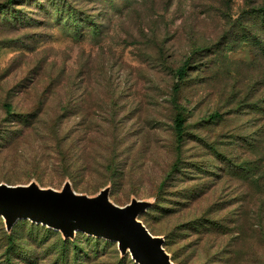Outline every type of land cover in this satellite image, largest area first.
I'll use <instances>...</instances> for the list:
<instances>
[{"label":"rangeland","instance_id":"374dc122","mask_svg":"<svg viewBox=\"0 0 264 264\" xmlns=\"http://www.w3.org/2000/svg\"><path fill=\"white\" fill-rule=\"evenodd\" d=\"M70 1L80 13L75 32L73 21L34 3L15 2L17 12L0 21V184L60 191L69 182L88 197L108 187L119 207L148 202L138 220L163 239L173 264L264 258L263 47L242 36L249 26L260 32L244 11L264 0ZM193 47L201 52L188 61ZM32 113L33 125L22 127ZM59 122L75 139L61 150L52 136ZM79 157L90 166L83 175L63 164ZM62 240L29 220L8 233L0 217V264H55ZM68 240L92 251L84 264L120 261L113 242L80 232Z\"/></svg>","mask_w":264,"mask_h":264},{"label":"water","instance_id":"95a60500","mask_svg":"<svg viewBox=\"0 0 264 264\" xmlns=\"http://www.w3.org/2000/svg\"><path fill=\"white\" fill-rule=\"evenodd\" d=\"M110 189L94 197L76 194L69 182L60 191L28 185L0 184V217L9 232L19 220H29L59 232L63 239L75 233L101 238L117 245L121 257L134 264H173L163 239L153 236L138 220L150 203L138 200L119 207L109 200Z\"/></svg>","mask_w":264,"mask_h":264},{"label":"trees","instance_id":"16d2710c","mask_svg":"<svg viewBox=\"0 0 264 264\" xmlns=\"http://www.w3.org/2000/svg\"><path fill=\"white\" fill-rule=\"evenodd\" d=\"M73 1H75V0H73ZM244 1H246V3L248 2V0H244ZM15 2H16V4H15ZM70 2H71L70 0H7L6 3L9 7L8 8L9 10L2 9L0 11V21L5 20L7 18L6 16H8V13H9L8 11H11L12 13L17 12L11 7V5L15 4V6H25L27 4L31 5L32 3H34L35 5H37V9L40 8V11H41V9L45 10V11H49L52 15H54L56 17L63 18L66 21H71V22L73 21L72 22L73 23L72 24V31L75 32L76 25H77V27L80 26V24H76V22H77L76 18H77V16H79L80 13L78 12L77 6L71 4ZM247 4H250V3H247ZM247 7H248L247 8L248 10L244 11L246 13V16H248L252 20L254 27L260 28V32H255L249 26V28H247L245 31H243L242 36L244 37L245 41H249L252 43L254 50L257 49L258 47H263V49L261 50V53H260V57H258V58L264 59V3L260 4L259 6L257 5V6L251 7L249 5ZM244 33H246V34H244ZM200 52H201V50H198L195 47H193L189 52L188 61L191 58L195 57ZM187 67H188V63L184 64L182 67L178 68L175 71L176 83L173 86V92L174 93L179 92L180 85L182 84L183 79L187 75ZM231 89H234L236 91L235 86H232ZM175 107H176V109L179 108V106H175ZM260 107L261 108H259V110L262 111V113H263L262 116H264V100L261 102ZM7 108H8V110L11 109V107H7ZM35 115H36V113L26 115L24 120H23L24 126L22 125V127H25V126L28 127L29 125H33L32 120L35 118ZM80 115H81V113L79 114V116ZM65 118H66V116L63 115V116H59V118H57V119L61 120V119H65ZM220 118H221V114L219 112H216L215 114H213V116H211V119H213V120H220ZM61 127H62V123L59 122L58 126L55 127L53 134H52L55 142L57 143L58 149H60V150H61V147H67L70 143V140H71V143L75 141V139H70L71 136L66 135L68 130L67 129L62 130ZM76 131L77 132H75L74 135H77V137H78V138H76L78 140L77 144L80 145V147H81L80 151L82 152V151H84V148H85V144H84L85 131L82 128H79ZM174 131H175V135H176L177 140L180 141L182 139V135H183V131H184V118L180 113L175 116ZM23 134H24V129L17 130V133L12 134L10 136L9 140H13V142H14L19 137H22ZM63 164L66 166V168L76 169L77 171H79V173H82V175L90 167L89 162L86 161V159L82 158V157H79L74 162L64 161ZM108 169L112 170V174H111L110 179H111V181L114 182L120 176L119 171L117 170L116 167L113 168L111 165L108 167ZM262 180L264 181V176H263ZM38 186H40V185L38 184ZM261 199L264 201L263 197H261ZM16 223H15V225H16ZM38 225H40V224H38ZM44 227H46V226H44ZM11 230L9 232H11ZM97 239H101V238H97ZM62 241L63 242H61V252L57 258L58 261L55 264H70L69 257L71 255L73 258L71 264H84V262L85 263L88 262L93 257L91 255L92 251L87 252V253L82 252L81 248H79V244H78L79 242L78 241L69 242L68 239L67 240L63 239ZM104 244L105 245H103V246H105V247H106V245H108L107 242H104ZM129 262H130L129 255H127L125 257L120 256V261L118 264H128ZM234 262H235L234 256L231 255L227 260V264H235ZM236 264H242V263H240V261L237 260ZM250 264H264V258L259 257V258L255 259L253 262H251Z\"/></svg>","mask_w":264,"mask_h":264}]
</instances>
